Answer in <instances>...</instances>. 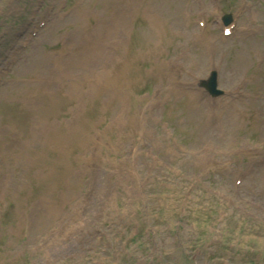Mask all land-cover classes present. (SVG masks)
I'll use <instances>...</instances> for the list:
<instances>
[{"label": "rangeland", "instance_id": "374dc122", "mask_svg": "<svg viewBox=\"0 0 264 264\" xmlns=\"http://www.w3.org/2000/svg\"><path fill=\"white\" fill-rule=\"evenodd\" d=\"M1 33L0 264H264V0H0Z\"/></svg>", "mask_w": 264, "mask_h": 264}]
</instances>
